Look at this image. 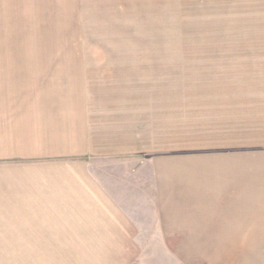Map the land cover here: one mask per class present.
I'll return each instance as SVG.
<instances>
[{
	"label": "crops",
	"instance_id": "crops-1",
	"mask_svg": "<svg viewBox=\"0 0 264 264\" xmlns=\"http://www.w3.org/2000/svg\"><path fill=\"white\" fill-rule=\"evenodd\" d=\"M254 57H202L193 68L207 79L187 86L170 78L186 60L168 55H1L20 64L0 65V223L18 231L0 252L131 264L142 238L174 239L177 253L264 238V57ZM187 104L195 127H209L194 139L204 146L185 147ZM103 161L126 164L111 175Z\"/></svg>",
	"mask_w": 264,
	"mask_h": 264
},
{
	"label": "rangeland",
	"instance_id": "rangeland-1",
	"mask_svg": "<svg viewBox=\"0 0 264 264\" xmlns=\"http://www.w3.org/2000/svg\"><path fill=\"white\" fill-rule=\"evenodd\" d=\"M21 54L168 55L186 60L178 62L185 74L170 78L202 85L208 73L193 68L202 57L231 56L247 64L264 57V0H0V58ZM17 64L0 62L8 70ZM186 114L185 147L204 146L194 139L210 138L209 127H195L200 118L193 105L187 104ZM124 164L97 166L111 173ZM3 225L9 224L0 223V250L7 248L2 235L18 233ZM139 240L131 264H264V238L209 239V246L181 247L178 253L174 239ZM97 256L0 252V264H97Z\"/></svg>",
	"mask_w": 264,
	"mask_h": 264
}]
</instances>
